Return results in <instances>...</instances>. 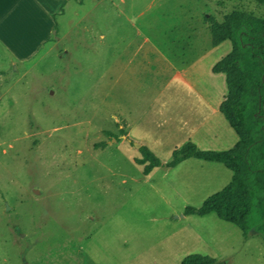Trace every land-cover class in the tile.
<instances>
[{
    "label": "rangeland",
    "instance_id": "rangeland-1",
    "mask_svg": "<svg viewBox=\"0 0 264 264\" xmlns=\"http://www.w3.org/2000/svg\"><path fill=\"white\" fill-rule=\"evenodd\" d=\"M233 10L264 13L254 0H0V264H181L190 253L264 264L254 229L245 237L214 213L183 214L227 184L229 169L189 158L166 177L163 166L145 175L139 142L120 144L121 110L137 111L150 92L136 61L124 67L127 53L149 47L145 37L160 45L162 33L191 35L193 87L217 99L225 75L211 68L231 42L212 46L205 17ZM179 90L180 114L195 109L196 92ZM221 117L214 126L236 138ZM189 128L153 151L161 161Z\"/></svg>",
    "mask_w": 264,
    "mask_h": 264
},
{
    "label": "trees",
    "instance_id": "trees-1",
    "mask_svg": "<svg viewBox=\"0 0 264 264\" xmlns=\"http://www.w3.org/2000/svg\"><path fill=\"white\" fill-rule=\"evenodd\" d=\"M254 1L264 8V0ZM205 19L212 46L225 40L231 42L230 51L211 70L225 75L226 94L219 111L238 140L223 150L199 149L192 141H186L164 163L147 146L140 145L141 157L135 161L144 165V174L154 167L173 168L188 158L223 164L232 173L230 181L207 196L200 206L187 205L183 214L214 213L237 226L243 236L254 229L264 238V13L233 10L221 21L214 16ZM214 262L215 258L209 255L190 253L181 264Z\"/></svg>",
    "mask_w": 264,
    "mask_h": 264
},
{
    "label": "crops",
    "instance_id": "crops-1",
    "mask_svg": "<svg viewBox=\"0 0 264 264\" xmlns=\"http://www.w3.org/2000/svg\"><path fill=\"white\" fill-rule=\"evenodd\" d=\"M184 41L188 43H183ZM193 41L194 39L191 35H184L180 31L176 33H162V44L152 43L148 37H145L144 43H148L149 47L142 49L138 45L131 49V53H127L128 57L124 67L134 69L136 61L138 69L141 68V72L143 71V75L145 74L147 78L146 87H143L146 91L150 90V92L147 91L149 93L148 98L143 100V105L137 111L134 112L128 107H126V110L125 108L121 110L122 120L126 123V131L124 139L120 141V144L126 142L127 137L132 140L130 138L132 136L135 141L147 146L151 151H155L156 148L161 149L164 141L172 139L176 132H180L183 126H189L188 132L181 137L182 144L186 141H192L199 149L204 150H223L235 145L238 137L235 138L228 130L223 133L220 132L214 126V122H212L214 119L222 120L221 116L223 115L219 111V104L226 93L220 94L217 99H214L213 96L209 95L207 90H199L198 86L193 87L191 81L192 72L196 70V64L199 60L197 53L198 44L196 41ZM187 49L191 50L189 54H187ZM152 52L155 53L153 58L151 57ZM185 55H188L190 58L183 62ZM184 63L187 65L186 67L183 66ZM115 77L117 78L116 82L119 81V76ZM182 87L196 92L195 99L197 100V104L194 107L195 109L188 108V110L180 114L179 111L183 110V108L174 105L177 104L176 101L179 99L174 94ZM169 103L171 104L168 106L167 118H164L162 116V113H165L164 104ZM172 104L173 107H171ZM194 114H199L201 117L200 122L197 124H191ZM162 119L166 120L163 124L170 126H167L169 129H166L163 133ZM177 120L181 122L180 127L176 124ZM221 141H225L222 143L227 144L219 146L218 144ZM188 159L173 168L164 167L165 171L162 173V177H166L169 174L168 172L176 170ZM170 189L176 193L179 192V189L173 183L170 184Z\"/></svg>",
    "mask_w": 264,
    "mask_h": 264
},
{
    "label": "water",
    "instance_id": "water-1",
    "mask_svg": "<svg viewBox=\"0 0 264 264\" xmlns=\"http://www.w3.org/2000/svg\"><path fill=\"white\" fill-rule=\"evenodd\" d=\"M135 147L136 148H139L140 147V144L139 143H134Z\"/></svg>",
    "mask_w": 264,
    "mask_h": 264
}]
</instances>
